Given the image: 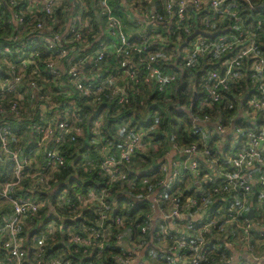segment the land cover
<instances>
[{"label": "built area", "instance_id": "obj_1", "mask_svg": "<svg viewBox=\"0 0 264 264\" xmlns=\"http://www.w3.org/2000/svg\"><path fill=\"white\" fill-rule=\"evenodd\" d=\"M1 16L0 264H264V0H0ZM178 89L195 139L155 109L103 130L104 101ZM62 145L84 149L83 191L51 182Z\"/></svg>", "mask_w": 264, "mask_h": 264}, {"label": "trees", "instance_id": "obj_2", "mask_svg": "<svg viewBox=\"0 0 264 264\" xmlns=\"http://www.w3.org/2000/svg\"><path fill=\"white\" fill-rule=\"evenodd\" d=\"M257 2V1H256ZM3 17H0V34L7 33L12 26L9 24L1 23ZM171 102H166L161 100L156 92L152 91L148 96H144V107H138L135 103L137 102V97L132 99V102L127 106H122L118 109L113 107L111 102L104 101L100 105V110L104 118L103 130L107 133L114 127V124L126 119L130 116H141L144 115V112L148 109H155L157 111V117L160 118L161 123L166 118L168 123L173 125V130L175 132L176 138L182 141H189L193 138L194 135H186V112L181 109L180 106L184 103V96L176 91V94L173 95ZM136 107V110L133 108ZM150 112V111H149ZM160 123V122H159ZM188 133V132H187ZM109 134V133H108ZM84 142L86 140L84 139ZM85 144V143H84ZM76 148V147H75ZM63 154H64V165L61 166L55 173L54 178L51 180L52 183H63L68 184L70 191L79 189L80 191L87 187L89 183L97 181L92 175H85L80 170V167L77 166L78 160L81 157L82 149H73L72 146L62 145ZM29 179L23 177L22 183H28ZM128 211V209H125ZM135 209H132L134 211ZM131 211V210H130Z\"/></svg>", "mask_w": 264, "mask_h": 264}, {"label": "water", "instance_id": "obj_3", "mask_svg": "<svg viewBox=\"0 0 264 264\" xmlns=\"http://www.w3.org/2000/svg\"><path fill=\"white\" fill-rule=\"evenodd\" d=\"M96 19H98V17L96 16ZM247 214L250 216L251 214H252V209L251 208H249L248 209V212H247ZM223 264H226V263H223Z\"/></svg>", "mask_w": 264, "mask_h": 264}, {"label": "rangeland", "instance_id": "obj_4", "mask_svg": "<svg viewBox=\"0 0 264 264\" xmlns=\"http://www.w3.org/2000/svg\"><path fill=\"white\" fill-rule=\"evenodd\" d=\"M66 185H68V184L66 183Z\"/></svg>", "mask_w": 264, "mask_h": 264}]
</instances>
